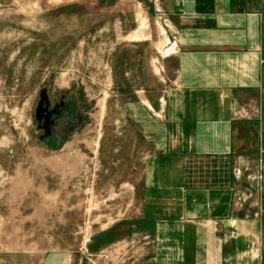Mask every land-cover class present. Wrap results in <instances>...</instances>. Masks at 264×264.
<instances>
[{
	"label": "rangeland",
	"instance_id": "obj_1",
	"mask_svg": "<svg viewBox=\"0 0 264 264\" xmlns=\"http://www.w3.org/2000/svg\"><path fill=\"white\" fill-rule=\"evenodd\" d=\"M162 20L150 0H0V264H151L147 143L121 101L155 88ZM43 87L85 104L61 147L33 119Z\"/></svg>",
	"mask_w": 264,
	"mask_h": 264
},
{
	"label": "crops",
	"instance_id": "obj_2",
	"mask_svg": "<svg viewBox=\"0 0 264 264\" xmlns=\"http://www.w3.org/2000/svg\"><path fill=\"white\" fill-rule=\"evenodd\" d=\"M150 4L163 17L159 78L121 105L147 143L140 217L151 264H264V0ZM134 33L149 36L146 24ZM246 103L257 117L236 113ZM234 190L249 194L240 209Z\"/></svg>",
	"mask_w": 264,
	"mask_h": 264
},
{
	"label": "flooded vegetation",
	"instance_id": "obj_3",
	"mask_svg": "<svg viewBox=\"0 0 264 264\" xmlns=\"http://www.w3.org/2000/svg\"><path fill=\"white\" fill-rule=\"evenodd\" d=\"M84 105L75 93L51 94L46 88H41L33 107L40 140L50 147L63 146L73 128L82 123Z\"/></svg>",
	"mask_w": 264,
	"mask_h": 264
},
{
	"label": "built area",
	"instance_id": "obj_4",
	"mask_svg": "<svg viewBox=\"0 0 264 264\" xmlns=\"http://www.w3.org/2000/svg\"><path fill=\"white\" fill-rule=\"evenodd\" d=\"M236 113L244 118H252V117H257L259 115V109L257 106L254 105H249V104H244L240 107H238L236 110ZM251 172H248L246 174V177L249 178L250 180H254L255 182L257 181V178H259V175L257 172L253 174V176H250ZM233 174L235 176H239L241 174V170L237 167H234L233 169ZM256 191V188H255ZM249 194H246L244 192H240L238 190H234L233 195H232V204L233 205H241L243 201H245V198H247Z\"/></svg>",
	"mask_w": 264,
	"mask_h": 264
}]
</instances>
